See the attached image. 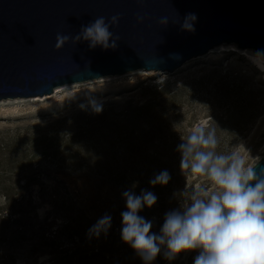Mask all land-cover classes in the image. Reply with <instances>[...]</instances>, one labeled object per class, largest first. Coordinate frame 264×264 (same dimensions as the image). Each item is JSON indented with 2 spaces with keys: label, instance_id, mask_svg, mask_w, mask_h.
<instances>
[{
  "label": "trees",
  "instance_id": "1",
  "mask_svg": "<svg viewBox=\"0 0 264 264\" xmlns=\"http://www.w3.org/2000/svg\"><path fill=\"white\" fill-rule=\"evenodd\" d=\"M146 91L154 98L141 105L127 102L119 111L86 110L78 119L27 127L23 137L0 143V264H15L17 255L26 264L44 255L50 264H143L121 238V214L126 211L122 194H155V205L144 207L139 215L156 233L165 214L180 209L184 184L178 151L184 141L169 133L166 111L176 106V95L165 86ZM212 129L218 141L215 151L227 155L238 141L240 122L218 119L205 131ZM116 146L122 151L114 159L110 154ZM41 160L56 169L41 171L36 164ZM25 170L29 173L22 175ZM165 170L169 182L152 186L154 176ZM42 205L48 209L41 218ZM105 216L111 218L110 227L97 234L94 226ZM162 254L163 250L157 258Z\"/></svg>",
  "mask_w": 264,
  "mask_h": 264
},
{
  "label": "water",
  "instance_id": "2",
  "mask_svg": "<svg viewBox=\"0 0 264 264\" xmlns=\"http://www.w3.org/2000/svg\"><path fill=\"white\" fill-rule=\"evenodd\" d=\"M117 15L115 50L87 41L55 49L58 33ZM223 44L264 57V0H0V100L138 70L171 74ZM251 169L264 178V159Z\"/></svg>",
  "mask_w": 264,
  "mask_h": 264
},
{
  "label": "rangeland",
  "instance_id": "3",
  "mask_svg": "<svg viewBox=\"0 0 264 264\" xmlns=\"http://www.w3.org/2000/svg\"><path fill=\"white\" fill-rule=\"evenodd\" d=\"M255 54L258 53L253 50H242L233 44H223L186 62L171 74L138 70L64 85L54 89L49 96L2 99L0 143H11L15 138L23 137V130L27 127H42L59 119H78L86 110L112 107L114 111H119L127 102L141 105L154 98L155 94L146 91L147 88L158 90L165 86L172 90L177 101L174 108L166 107L169 118L167 121L171 123L170 134L187 139L192 132L200 128L206 130L209 123L218 119L226 124L240 122L241 132L236 134L238 141L229 148L228 154L234 153L242 157L246 169L252 168L264 159V73L256 69L250 61V56ZM220 81L227 85L222 86ZM17 130L20 133H16ZM226 133H221L220 137H224ZM121 151L116 146L110 157L115 159ZM37 163L43 172L56 169L45 160ZM119 166L122 170L125 169L124 165ZM140 169L146 168L141 166ZM27 173L29 172L25 170L21 174ZM181 177L184 183L181 194L186 188L189 191L205 188L209 194L217 190V186L205 175L188 173L186 170L185 173L181 172ZM58 186L62 193L66 191L64 185ZM181 203L182 195L179 197V207ZM48 205L47 203L46 206ZM46 206L38 208L41 218L48 209ZM199 251L196 249L182 252L171 261L162 256L156 258L154 264H193ZM2 253L3 249L0 247V255ZM25 262L22 255H17L15 264H26ZM31 264L50 262L44 255Z\"/></svg>",
  "mask_w": 264,
  "mask_h": 264
},
{
  "label": "clouds",
  "instance_id": "4",
  "mask_svg": "<svg viewBox=\"0 0 264 264\" xmlns=\"http://www.w3.org/2000/svg\"><path fill=\"white\" fill-rule=\"evenodd\" d=\"M189 19L195 21V14H189ZM118 21V15L107 20L100 16L82 25L75 36L58 33L55 49H62L69 41H87L90 49L99 46L105 51L115 50L119 37H114L110 28ZM161 23L165 25L167 20ZM184 27L194 31L189 23ZM182 140L178 146L182 172L207 176L217 190L209 194L205 188H186L181 194L180 209L165 214L158 234L151 231L152 223L139 215L144 207L155 205V194L125 191L123 242L131 246L143 264H152L162 250L164 258L171 261L182 252L196 249L200 251L193 264H264V178L246 169L242 157L217 154L215 129L206 132L200 128ZM169 180L165 170L155 175L150 184L166 185ZM110 220L109 216L101 218L93 231H107Z\"/></svg>",
  "mask_w": 264,
  "mask_h": 264
},
{
  "label": "bare ground",
  "instance_id": "5",
  "mask_svg": "<svg viewBox=\"0 0 264 264\" xmlns=\"http://www.w3.org/2000/svg\"><path fill=\"white\" fill-rule=\"evenodd\" d=\"M251 63L258 69L260 72L264 73V57H261L258 54L250 56ZM57 91H55L56 93Z\"/></svg>",
  "mask_w": 264,
  "mask_h": 264
}]
</instances>
